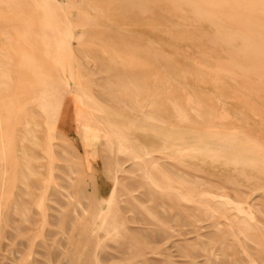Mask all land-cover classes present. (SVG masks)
<instances>
[{
    "label": "rangeland",
    "instance_id": "rangeland-1",
    "mask_svg": "<svg viewBox=\"0 0 264 264\" xmlns=\"http://www.w3.org/2000/svg\"><path fill=\"white\" fill-rule=\"evenodd\" d=\"M223 2L0 0V264H264V30Z\"/></svg>",
    "mask_w": 264,
    "mask_h": 264
},
{
    "label": "bare ground",
    "instance_id": "bare-ground-1",
    "mask_svg": "<svg viewBox=\"0 0 264 264\" xmlns=\"http://www.w3.org/2000/svg\"><path fill=\"white\" fill-rule=\"evenodd\" d=\"M218 1H219V3H222L223 4L224 3L223 1H226V0H221V2H220V0H218ZM229 1H232V0H229ZM234 1H236L237 3H236V5H232L231 8H233L234 10H236L237 15H234V16H237V17H234V16H225L221 12H216L214 10L216 7L213 6V5L203 6V7H206V8L203 9V12H202L203 14H201V15L207 17L211 13L212 14H215L218 17V22L222 26V28H226V30H227L228 27H232V28L238 30L239 34H243V33H240V30L242 31V30H245V29H247L249 27H254L256 25L258 26L257 28H260V29H263L264 30V18L261 16V14H262L261 13V10H262L261 7H259V6H257V7H254V6L253 7H250L249 5L245 4L244 2H241L240 0H234ZM212 8H214V9H212ZM207 9H208V11H206ZM249 16H252V19L253 20L251 18H249ZM243 36H245V35H243ZM228 37L229 36H227V38ZM263 43L264 42H262V44ZM257 45L258 44H256L254 41L251 42V40H250V42L247 43V48H256ZM243 52H244V50H243ZM208 142H210V141H208ZM5 185H6V183H5ZM15 188H16V185H13V186L12 185H9L7 188H5L3 190V193L4 192H12V194H15V190H14ZM20 190L21 189L18 188V191H20ZM176 245L177 244H174V246H176Z\"/></svg>",
    "mask_w": 264,
    "mask_h": 264
}]
</instances>
